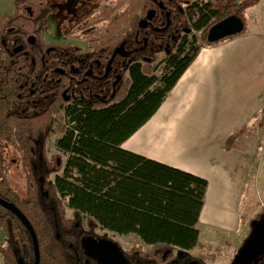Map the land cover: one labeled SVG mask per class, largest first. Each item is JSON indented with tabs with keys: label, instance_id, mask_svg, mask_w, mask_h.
<instances>
[{
	"label": "trees",
	"instance_id": "trees-1",
	"mask_svg": "<svg viewBox=\"0 0 264 264\" xmlns=\"http://www.w3.org/2000/svg\"><path fill=\"white\" fill-rule=\"evenodd\" d=\"M142 1L116 0L84 11L76 25L87 21L84 29H92L84 38L85 49L110 56L134 33L146 10ZM18 3L34 7L38 18L0 16V199L15 206L32 226L39 264H83L76 262V250L88 225L114 235L135 236L138 245L126 255L137 263L174 264L176 250L198 247L197 223L208 183L125 151L121 145L156 113L200 50L213 45L203 34L226 14L210 3H194L195 17L186 26L195 33L192 40L184 39L158 64L131 66L105 103L77 99L66 104L55 84L51 97L38 93L30 99L32 103L19 96L41 85L35 78L38 55L32 63L24 55L11 54L1 42L27 34L41 37L36 23L49 11L46 0ZM22 105L25 109H18ZM259 117L264 123V108ZM244 135V130H235L226 139L225 150H241L237 141ZM53 137L57 151L66 157L61 168L47 155ZM6 148L20 158L24 198L9 183ZM66 210L71 211V219L66 218ZM0 230L4 236L0 264H34L29 232L16 215L2 207ZM257 264H264V257Z\"/></svg>",
	"mask_w": 264,
	"mask_h": 264
},
{
	"label": "crops",
	"instance_id": "crops-1",
	"mask_svg": "<svg viewBox=\"0 0 264 264\" xmlns=\"http://www.w3.org/2000/svg\"><path fill=\"white\" fill-rule=\"evenodd\" d=\"M263 108L264 32L252 30L202 48L156 113L121 145L207 181L198 247L215 248L241 233L251 156L224 144L235 130L252 126ZM215 260L210 264H220Z\"/></svg>",
	"mask_w": 264,
	"mask_h": 264
},
{
	"label": "flooded vegetation",
	"instance_id": "flooded-vegetation-1",
	"mask_svg": "<svg viewBox=\"0 0 264 264\" xmlns=\"http://www.w3.org/2000/svg\"><path fill=\"white\" fill-rule=\"evenodd\" d=\"M142 2L146 6V10L139 20V22L144 21L143 28L138 27V22L134 33L121 44L123 45L122 53L125 56L117 55L112 59L114 51L108 57L94 55L92 51H87L84 47L86 33L81 38H76L77 41L82 43V48H72L70 43H67L69 45L62 44L60 46L46 44L42 39L43 34L39 28L42 20L36 23V28L39 30L41 37L36 34H27L17 36L11 41L3 40L1 42L2 46L11 54L24 55L26 58H30L32 63H34V56L38 55L39 67L35 78L36 82L41 85L36 88L37 91L35 89L30 90L28 95L23 94L19 98H27L29 99H26L27 102L35 103L34 99H30L38 93L42 94L44 98L51 97V86L55 84V87L60 90V97L66 104H71L77 99L98 100L105 103L114 96L131 66L158 64L162 61L159 58L161 54H163V59H165L167 55L178 48L184 39L186 40L191 35L192 40L195 33H191L189 29H186L187 21L189 18H194L196 14L192 5L194 3L198 5L211 4L209 0L196 1L187 6H181L175 0H143ZM25 4L28 5L27 3H17L12 14L0 16L11 17L19 15L29 20H37L38 14L34 7L28 5L23 9V12L19 10V6ZM238 7L240 8L241 6L235 4L233 9L238 10ZM215 9L220 13L226 14L224 18L232 15L237 16L236 11L227 14L220 10L219 7ZM149 12H152V14L150 15L151 18L147 20ZM8 31L12 32L13 28H9ZM65 46H68V49L71 50L65 49ZM73 53L75 54L73 55ZM44 85H47L46 89ZM33 87L34 85L31 86V88ZM19 89H22V87ZM37 101L39 102L40 100ZM18 109H25V106H19ZM89 230L84 232L88 235L85 236L83 234L80 238V251L84 255L86 253H84L81 246V241L84 238L111 241L105 235L101 237L95 231ZM104 247V249H98V251H104L106 246ZM98 251H96L97 256H100L102 253ZM111 255H113L112 250L107 249L106 256L110 257ZM122 255L125 257L126 262L131 264V259L126 255V252L122 251ZM86 256L88 259L80 260L77 258L76 262H82L83 264H104L101 262H106L104 259L100 260ZM134 264L140 263L135 262Z\"/></svg>",
	"mask_w": 264,
	"mask_h": 264
},
{
	"label": "rangeland",
	"instance_id": "rangeland-1",
	"mask_svg": "<svg viewBox=\"0 0 264 264\" xmlns=\"http://www.w3.org/2000/svg\"><path fill=\"white\" fill-rule=\"evenodd\" d=\"M20 0H0V15H10L13 13L16 4ZM116 0H46V8L49 11L41 22L40 30L43 34V41L46 44L60 46L70 43L72 48H82V43L76 38H81L92 29H84L87 21L76 25L78 19L82 17L84 11L94 6H102ZM181 6L203 0H175ZM211 5L219 7L227 14L234 13L244 22L243 33L250 31L264 32V0H210ZM241 6L238 10L233 9L234 5ZM28 5H20L19 10ZM35 14V13H34ZM204 35V34H203ZM68 36V37H67ZM191 40V35L186 38ZM205 40V39H204ZM206 41V40H205ZM224 41V40H223ZM163 60V54L159 56ZM259 130V131H258ZM245 135L237 141L239 146L250 153L251 163L244 170V195L243 200L247 204V209L242 210L243 228L238 235L231 236L227 242L220 241L217 247L199 246L195 250L175 251L176 262L174 264H209L213 262L210 258L217 259L220 264H250L254 258L264 253V123L260 117L254 124L244 130ZM56 138L53 137L47 145V155L57 161L58 168L64 164L66 157L59 153L55 146ZM5 157L10 166L9 183L15 188L18 195L25 197L26 183L20 169V158L11 148H6ZM66 218L71 219L72 213L66 210ZM91 229V230H89ZM87 230L95 231L97 235L110 239L119 249L127 252L132 247H137L138 239L135 236H119L103 231L92 225L83 229L80 236ZM4 242V236L0 230V245ZM76 255L80 260L88 259L80 251V244L76 250ZM1 258V257H0ZM215 260V261H217ZM254 260V261H253ZM131 264L137 261L131 259ZM214 261V262H215Z\"/></svg>",
	"mask_w": 264,
	"mask_h": 264
},
{
	"label": "water",
	"instance_id": "water-1",
	"mask_svg": "<svg viewBox=\"0 0 264 264\" xmlns=\"http://www.w3.org/2000/svg\"><path fill=\"white\" fill-rule=\"evenodd\" d=\"M152 12L148 13L147 20H149L151 17L150 15ZM143 22L140 21L138 23L139 28H143ZM244 31V22L241 18L238 16H228L212 26H210L205 34V40L209 44H217L223 40H226L231 37H235L237 35L242 34ZM123 45L117 47L113 54H112V59L116 57L117 55L120 56H125L123 53ZM58 164V163H57ZM0 207H2L5 210H8L12 214L16 215L17 218L25 225L27 231L29 232L31 238H32V243H33V251H34V264H39V249H38V242L36 235L32 229V226L28 222V220L22 215V213L13 205L7 203L6 201L0 199ZM81 246L90 258H97L100 260H106V262H101L104 264H129L126 262L125 257L122 255L121 250L119 247L111 242V241H97L92 238H84L81 241ZM106 246V249L104 251H98V249H104ZM112 250L113 255L110 257L106 256V250ZM102 253L100 256H97V252Z\"/></svg>",
	"mask_w": 264,
	"mask_h": 264
}]
</instances>
